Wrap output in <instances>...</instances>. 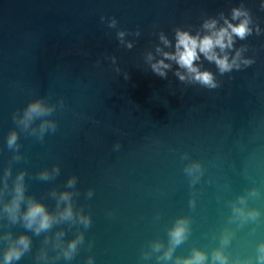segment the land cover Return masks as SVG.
Listing matches in <instances>:
<instances>
[{"label":"water","instance_id":"water-1","mask_svg":"<svg viewBox=\"0 0 264 264\" xmlns=\"http://www.w3.org/2000/svg\"><path fill=\"white\" fill-rule=\"evenodd\" d=\"M262 4L0 0V264L21 235L29 238L30 248L13 264H177L178 258L182 264L194 249L206 255L205 264H212L218 249L228 264H259L257 248L264 242ZM233 8L251 17V34L233 37V47L226 49L229 61L243 49L240 68L221 74L214 62L203 57L197 62L201 71L213 73L217 88L180 81L174 61H165L172 65L166 78L152 71L150 64L163 58L157 47L174 51L177 28L203 35L207 19H216L217 28L225 26L221 13L239 23L231 20ZM161 33L170 46L160 40ZM36 101L49 111L25 127V111ZM42 124L49 125L43 132ZM12 132L17 143L9 148ZM193 164L199 169L189 174L186 168ZM44 172L48 179L40 178ZM21 173L24 200L12 222L4 209ZM63 193L69 201L60 200ZM30 199L56 218L39 235L23 221ZM69 203L72 218L60 219ZM234 207L258 215L245 218ZM81 217L90 218L88 227ZM180 219L187 221V238L170 259H162ZM72 241L76 250L66 258Z\"/></svg>","mask_w":264,"mask_h":264},{"label":"clouds","instance_id":"clouds-1","mask_svg":"<svg viewBox=\"0 0 264 264\" xmlns=\"http://www.w3.org/2000/svg\"><path fill=\"white\" fill-rule=\"evenodd\" d=\"M261 8H264V4L261 5ZM241 17H243V19H241ZM221 18L223 19L225 26H221L219 28H217L216 19L205 20L202 27L206 31L203 35L200 32L190 34L187 30L177 28L175 30L174 51H163L161 48L157 47L156 51L160 53L163 58L150 64L152 71L161 78H166L167 70L171 69L172 65L170 63H166L165 61H174L178 66L174 75L177 76L180 81L187 80L189 82L199 83L209 89L217 88L218 84L213 73L207 70L201 71L197 62L201 60V57L209 62H214L221 74L231 72L233 68L239 69L240 63H238V61L241 58V51H243V49L236 51V54L231 61H229L226 49H231L233 47V37H238L243 40L252 32V29L249 27L251 17L248 11L243 8H233L231 12V20H239V23H232L223 16V13H221ZM114 23L115 22L113 21V24ZM257 32H259V29H257ZM119 35L122 37L124 33L121 32ZM160 40L165 46H170V41L163 35V33L160 34ZM128 47L131 48L132 45L128 44ZM147 60L151 62L153 60V56L149 54ZM243 63L245 65H249L253 63V61L244 60ZM180 69L183 71H180ZM47 111H49V109L44 108L39 101L29 104L24 114L25 127H27L28 122L31 121L34 116L43 115ZM46 127H49V125L42 124L41 132H43ZM50 127L54 131L56 126L52 124ZM16 143L17 134L12 132L8 137L7 145L9 148H14L16 147ZM17 159H19V157H17ZM198 169L199 164H193L186 168V171L191 174ZM56 171H58V169H56ZM40 178L48 179V173H42ZM23 179L24 176L23 173H21L17 177L15 194L10 204L6 205L4 209L12 222L17 221L20 205L24 200ZM74 182V179L69 180L70 185ZM60 200L69 201V194H61ZM243 202L244 200L241 198V203ZM233 211L237 215L245 216V218H255L258 215L255 211L245 214L244 209L238 207H234ZM72 215V208L69 203L65 210L60 214V219H71ZM55 219V217L48 213L43 204L31 199L28 201L27 211L23 215V221L27 229H34L35 233L39 235L40 232L47 231L55 222ZM81 222L85 225V227H88L91 223L90 218L88 217H81ZM169 236L170 247L162 257V259L165 260L170 259L174 248L180 245L187 238V221L184 219L178 220L175 226L170 230ZM78 239H82V237ZM227 242L228 238L225 237L223 243ZM76 244L77 241L69 243L68 248L64 253L66 258H71L72 253L76 250ZM160 247L161 246L159 244L154 245V249L156 251H159ZM29 248V238L21 235L15 242L10 244L3 257V264H13V261L20 260L22 255L28 251ZM206 259L207 257L202 251L194 249L193 254L184 259L182 264H205ZM256 260L259 264H264V242H262L257 248ZM217 261L219 264H228V258L219 249L213 253L212 264H217ZM177 264H181L179 258L177 259ZM236 264H240V262L237 261ZM249 264H251V262H249Z\"/></svg>","mask_w":264,"mask_h":264}]
</instances>
